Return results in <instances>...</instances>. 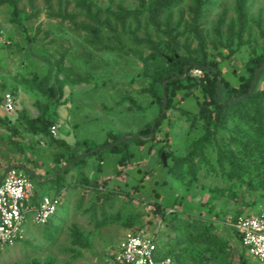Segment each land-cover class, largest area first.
Segmentation results:
<instances>
[{
    "label": "rangeland",
    "instance_id": "1",
    "mask_svg": "<svg viewBox=\"0 0 264 264\" xmlns=\"http://www.w3.org/2000/svg\"><path fill=\"white\" fill-rule=\"evenodd\" d=\"M91 1L92 14L77 0H0V94L12 93L16 102V111L0 108V116L19 129L14 135L0 123V178L10 166H25L37 199L56 196L60 203L49 223L24 225L23 239L0 250V264H104L127 231L156 235L165 245L183 237V221L210 226L214 241L186 240L170 249L174 264H261L242 245L233 222L241 213L264 208V118L260 124L244 114L230 116L195 153L194 142L206 132L200 111L205 74L199 67L190 70L197 84L176 91L166 118L143 144L131 142L125 153L88 156L60 171L58 181L56 171L66 166L70 152L49 136L32 133L19 116L25 111L35 118L48 104L58 125L54 137L82 154L85 140L94 146L112 141L111 132L139 135L161 112L151 91L152 75L161 70L147 67L152 52L147 39L165 46L168 30L180 43V55L215 61L238 88L248 77L247 62L264 52V0L248 1L244 29L237 0H207L196 22L195 0H180L159 28L148 10L139 21L114 15H121V6L140 8L141 0ZM51 68L61 84L56 102L39 87ZM234 137L254 139L262 153L244 155ZM236 161L242 170L235 171Z\"/></svg>",
    "mask_w": 264,
    "mask_h": 264
},
{
    "label": "trees",
    "instance_id": "2",
    "mask_svg": "<svg viewBox=\"0 0 264 264\" xmlns=\"http://www.w3.org/2000/svg\"><path fill=\"white\" fill-rule=\"evenodd\" d=\"M180 0H153L147 6L145 0H141V7L135 10H126L121 6V15L119 13L114 15L124 21L127 17L133 16L139 21L140 15L145 10L151 12V22L158 28L159 26L167 23L170 20V11L174 5ZM249 0H237L236 9L239 14V21L241 29H244L247 22V4ZM78 4L87 11L88 14L93 13L94 3L91 0H77ZM207 0H195L196 16L195 22L202 10L204 9ZM99 10V9H98ZM126 10V11H125ZM124 11V12H123ZM124 13V15L122 14ZM166 13V21L161 20V15ZM58 16L71 17L72 15L57 13ZM79 27L85 29H92L91 26L83 23H77ZM97 30V29H96ZM165 34L169 35V42L164 46L162 40L154 41L150 38L147 41L152 48L151 54L146 59L147 67L155 66L160 69V74L154 73L153 80L151 82V91L157 100L161 104V112L159 117L148 126L145 131H142L139 135L131 136L130 138L126 135H120L119 133L111 132L109 139L103 144H96L90 146L87 140L82 143L86 145V151L84 154L81 151L75 150L74 146L67 143L64 139H57L51 133V127L56 124L55 119H52L48 115L49 105L42 106L39 116L35 118L29 117L25 111L20 112L19 118L24 122L26 127L34 134H43L50 137L51 142L62 148L67 149L70 153L68 157V163L65 167L56 171V177L54 179L58 181L60 171L67 172L70 166H77L84 162L88 156H100L106 152L111 153H125L131 142L135 144H143L144 137L152 135L153 131L157 130L164 119L166 118V108L172 106L173 98L176 91L179 89L191 88L197 84L196 78L190 75V70L193 67H199L204 72V77L200 80L205 100L201 104V115L204 117L206 122L205 134L194 142V152L198 150L203 151L208 143L212 141L215 132L224 128L228 122L230 116H234L240 113L241 117L247 118L253 121V123H262L264 118V87L261 86V82L264 79V52L257 54L252 57L246 64V70L248 77H242L243 81L240 86L232 87L229 81L223 76L218 64L213 60H208L205 56L202 61H191L188 56L180 55L178 50L180 49V43L174 37L170 36L169 31H164ZM94 37H97V33L91 32ZM117 40H120L119 36H116ZM149 61H152L149 63ZM53 67H57V63L52 64ZM53 68L46 77H42L39 82V87L50 96L51 102H56L60 95L61 84L59 79L53 74ZM3 95L0 94V104L2 102ZM0 123L6 126L14 135H18L19 129L15 123H10L6 118L0 116ZM254 139L248 138V140H241L237 137L232 139L234 144H238L242 149L244 155H254V153L261 152V144L257 143L252 145ZM78 142L77 145H79ZM77 152V154H72ZM254 152V153H253ZM221 155L224 153L220 151ZM262 153V152H261ZM128 156L122 158L126 159ZM121 160V161H122ZM179 161H186L181 158ZM25 167V166H23ZM235 171L242 170L243 165H239L236 161L234 162ZM61 177V176H60ZM56 214V213H55ZM54 214V215H55ZM53 215V216H54ZM52 216V217H53ZM52 217L45 223H49ZM182 225H185L183 237L175 239L173 242H169L163 245L167 255L173 258V264L176 261L175 253L170 250L178 247L181 243L186 240H195L201 242L213 243V235L211 233V227L204 226L196 221H183ZM238 234V233H237ZM239 237V235H238ZM78 240H83L79 235ZM240 239V237H239ZM244 259V258H243ZM245 260V259H244ZM242 264H246L245 262Z\"/></svg>",
    "mask_w": 264,
    "mask_h": 264
},
{
    "label": "built area",
    "instance_id": "3",
    "mask_svg": "<svg viewBox=\"0 0 264 264\" xmlns=\"http://www.w3.org/2000/svg\"><path fill=\"white\" fill-rule=\"evenodd\" d=\"M6 113L16 111L14 95L7 92L0 104ZM58 125L51 127L57 134ZM35 184L27 168L8 167L0 178V250L15 245L25 234L28 222L45 224L59 208L56 196L37 199ZM233 226L248 253L264 264V208L237 215ZM156 235L127 231L104 264H173Z\"/></svg>",
    "mask_w": 264,
    "mask_h": 264
},
{
    "label": "water",
    "instance_id": "4",
    "mask_svg": "<svg viewBox=\"0 0 264 264\" xmlns=\"http://www.w3.org/2000/svg\"><path fill=\"white\" fill-rule=\"evenodd\" d=\"M162 157H163V160H164V162H165V165L167 164V162H166V155H165V153H163L162 154Z\"/></svg>",
    "mask_w": 264,
    "mask_h": 264
}]
</instances>
